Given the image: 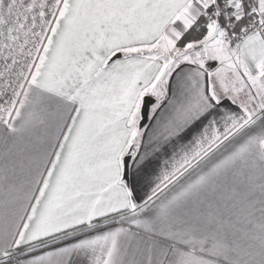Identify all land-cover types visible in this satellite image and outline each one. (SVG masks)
Wrapping results in <instances>:
<instances>
[{
  "label": "snow or ice",
  "instance_id": "snow-or-ice-1",
  "mask_svg": "<svg viewBox=\"0 0 264 264\" xmlns=\"http://www.w3.org/2000/svg\"><path fill=\"white\" fill-rule=\"evenodd\" d=\"M0 264H264V0H0Z\"/></svg>",
  "mask_w": 264,
  "mask_h": 264
}]
</instances>
